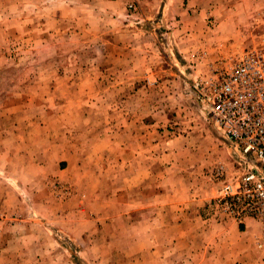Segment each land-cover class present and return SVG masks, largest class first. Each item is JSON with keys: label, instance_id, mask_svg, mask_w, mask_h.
I'll list each match as a JSON object with an SVG mask.
<instances>
[{"label": "rangeland", "instance_id": "obj_1", "mask_svg": "<svg viewBox=\"0 0 264 264\" xmlns=\"http://www.w3.org/2000/svg\"><path fill=\"white\" fill-rule=\"evenodd\" d=\"M128 4L126 0L122 28L143 27L155 38L150 71L131 70L126 62L143 65L144 59L114 51L111 30L121 31V25L109 27L113 20L96 15V8L62 6L59 0H0V192L14 191L30 201L29 182L61 156L87 157L93 150L98 160L109 162L119 156L110 151L115 141V148H128L125 159L135 162L142 158L139 146L152 136L180 146L181 153L192 146V171L202 174L191 177L193 192L201 187L213 193L208 217L235 222L245 232L241 236L255 239L262 249L264 226L226 212L219 202L223 182L235 183L247 166L241 165L238 145L204 111L193 86L246 53L264 50V0L186 1L182 15L170 12L168 0H140L136 10ZM62 162L64 169L67 161ZM69 182L51 185L63 201L73 193ZM33 210L30 205L10 214L0 209V241L9 254L16 252L12 229L29 223ZM140 215L134 212L129 224L123 220L107 227L117 245L112 264H126L124 251L131 239L145 233L152 237L151 232L139 233L135 222ZM246 219L257 223V232L247 229ZM46 222L53 233L51 242L43 236L49 244L44 257L61 254L73 264H93L81 253L90 235L99 239L104 231L95 228L78 238Z\"/></svg>", "mask_w": 264, "mask_h": 264}, {"label": "crops", "instance_id": "obj_2", "mask_svg": "<svg viewBox=\"0 0 264 264\" xmlns=\"http://www.w3.org/2000/svg\"><path fill=\"white\" fill-rule=\"evenodd\" d=\"M59 1L62 6L96 8V15L107 19L110 16L114 25L109 27L121 25V31L111 30L114 51L119 55L134 54L137 60L144 59L143 65L139 62V65L131 66L126 62L131 70H152L151 59L157 48L153 41L155 38L143 27L130 29L126 25L122 28L126 0ZM186 1L192 4L200 0H168L167 7L171 8L170 12L182 15ZM148 5L147 2V8ZM117 145L114 141L110 151L118 152L119 156L109 162L98 160L93 150L87 157L76 153H72L71 158L61 156L50 164L45 174L29 182L30 201L14 191L0 192V209L6 214L19 212L27 205L36 209L27 220L29 223L12 229L16 233L12 236L16 239L12 240L15 254H9V247L0 241V264H45L56 259L55 264H73L61 254L44 257L49 244L43 236L51 242L49 233H53L46 221L59 225L78 238L86 232L92 234L95 228L101 229L105 234L99 239L90 235L81 259L93 264H112L117 245L106 233L107 227L118 226V222L123 220L129 224L130 215L134 212L141 213V218L135 222L139 233L151 232L152 237L145 233L130 240L124 251L126 264H264V247L260 249L253 238L242 237L241 233L245 232H241L235 222H219L208 217L213 193L201 187L193 192L196 183L191 177L196 174L198 178L202 174L199 170L192 171L195 155L190 153L192 146L181 153L180 146L162 144L159 138L151 136L150 141L139 146L142 158H133L137 159L133 162L125 159V155L129 156L128 148L119 145L117 149ZM62 161H67L64 169L60 167ZM54 181L72 182L73 193L67 201H63L58 192H52ZM81 213L93 219L84 221ZM244 223L250 225L247 226L249 231L254 229L257 232L259 229L257 223L250 219ZM39 232L43 234L39 235ZM5 252L7 254L3 255Z\"/></svg>", "mask_w": 264, "mask_h": 264}, {"label": "built area", "instance_id": "obj_3", "mask_svg": "<svg viewBox=\"0 0 264 264\" xmlns=\"http://www.w3.org/2000/svg\"><path fill=\"white\" fill-rule=\"evenodd\" d=\"M140 0H129L136 10ZM204 111L238 145L245 173L225 181L219 202L226 212L249 216L264 226V50L245 54L193 86ZM223 170V174H222ZM224 175V168L219 171Z\"/></svg>", "mask_w": 264, "mask_h": 264}]
</instances>
